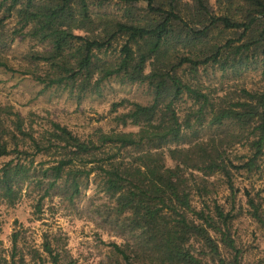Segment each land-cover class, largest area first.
<instances>
[{
  "label": "trees",
  "instance_id": "16d2710c",
  "mask_svg": "<svg viewBox=\"0 0 264 264\" xmlns=\"http://www.w3.org/2000/svg\"><path fill=\"white\" fill-rule=\"evenodd\" d=\"M111 3L118 12L94 10ZM216 3L218 11L210 0H0V49L17 37L37 43L22 55L30 68L1 59L0 67L79 100L102 95L113 78L153 92L147 105L114 103L116 127L86 138L54 121L41 130L18 112L7 116L10 126L0 116V159H53L36 182L41 199L58 189L74 198L96 177L124 240L108 244L115 264H245L235 221L246 215L264 231V197L247 190L240 198L234 184L236 173L259 171L264 158V85L211 95L185 78L208 67L240 73L253 66L264 83V0ZM13 19L16 28L7 29ZM184 97L194 106L182 116ZM206 125L222 130L197 139L193 130ZM237 147L246 151L233 154ZM30 169L15 158L0 167L4 198L15 203ZM213 177L227 186L225 198ZM19 243L16 232L12 255L0 264H66L48 235L43 252L25 254Z\"/></svg>",
  "mask_w": 264,
  "mask_h": 264
},
{
  "label": "rangeland",
  "instance_id": "374dc122",
  "mask_svg": "<svg viewBox=\"0 0 264 264\" xmlns=\"http://www.w3.org/2000/svg\"><path fill=\"white\" fill-rule=\"evenodd\" d=\"M210 4L218 11L216 0H210ZM118 9L116 3L94 8L95 11L107 13H116ZM15 24V19L9 21L7 29H12ZM36 44L29 38L17 37L8 47L0 49V59L16 70H26L29 65L22 55L31 48H36ZM42 69H45L44 66ZM185 78L199 84L205 93L211 95L241 88L254 90L264 85L260 69L253 66L241 69L240 73L233 69L222 71L219 67H208L202 69L195 80L187 73ZM153 97L148 84L125 83L113 78L104 83L102 95L89 94L79 100L76 94L64 87L47 88L31 75H22L0 67V116L5 119L6 126H10L7 116L9 120L11 112H18L32 121V125L38 129L42 130L49 122L54 121L67 127L75 135L86 138L99 128L108 132L116 127L111 114L114 103L128 100L147 105L153 102ZM193 106L194 102L187 97L182 98L178 104L182 116ZM129 130L131 128L126 129ZM221 130L222 128L206 125L204 128L196 127L193 131L197 132V139L203 140ZM186 134L191 141L197 137L192 136V131ZM245 151L246 149L237 147L233 154ZM31 154L17 157L18 154L12 153L0 159V167L15 158L31 168L27 179L21 183L20 195L15 203L4 198L0 189V256L10 259L13 234L19 232V245L25 254L33 249L43 252L45 236L48 235L54 246L63 252L66 264H115L108 244H122L124 240L111 219V202L101 192L102 188L96 177L91 175L81 188V193L74 198H71V192L58 189L41 199L45 191L37 187L36 182L43 178L42 170L50 166L53 159L35 158ZM167 164L174 163L168 159ZM210 181L216 183L221 198L229 194L227 186L219 177H213ZM234 184L241 190L240 198L247 190L253 195L260 193L264 197V158L260 161L259 171L253 174L236 173ZM63 185L62 183L61 186ZM233 231L238 246L245 252V264H264V231L257 223L243 215L235 221Z\"/></svg>",
  "mask_w": 264,
  "mask_h": 264
}]
</instances>
